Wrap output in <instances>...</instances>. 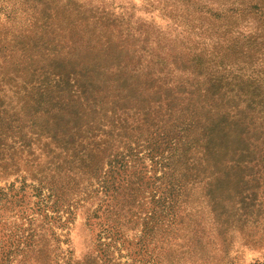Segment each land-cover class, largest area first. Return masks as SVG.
<instances>
[{
    "label": "trees",
    "instance_id": "1",
    "mask_svg": "<svg viewBox=\"0 0 264 264\" xmlns=\"http://www.w3.org/2000/svg\"><path fill=\"white\" fill-rule=\"evenodd\" d=\"M148 1L150 9L176 23L175 4L170 0ZM183 1L188 5L194 0ZM228 1V7L208 5L202 14L205 24L182 29L185 42L198 40L197 45L203 26L200 51L184 42L166 47L169 37L155 29L137 27L124 36L118 34V44H114L106 36L108 27L95 28L91 48L110 55L89 62L66 51L71 62L57 66L59 72L52 78L55 84L23 81L25 88L16 91L24 93L22 106L0 101V181L14 178L0 186V264H62L60 258L69 264L61 257L58 243L62 240L51 226L67 224L81 210L87 225L93 222L97 230L90 255L74 263L91 259L90 264H129L113 260L110 254L122 242V220L133 216L141 228L137 243L148 240L152 244L154 264H233L229 253L235 236L244 244L264 249V183L260 191L246 187L264 178V151L254 158L250 155L248 162L232 160L240 150L264 145V140H256L264 137V0ZM251 64L261 66L258 75L235 68ZM200 66L203 69L193 72ZM202 70L203 92L199 86ZM106 73L117 82L127 74L148 79L143 89L128 84L147 97L133 113L132 125L126 127L130 136L116 134L113 138L83 123L84 119L98 122V114L106 110V101L97 99L99 90L93 86ZM153 73L176 79L179 95L170 106L163 107L157 97L158 84L150 82ZM55 93L61 95L57 103L63 104L49 106ZM43 94L47 104L41 105ZM173 102L180 107L177 117L189 127L167 125L176 112ZM195 107L203 108L200 132L192 125L194 119L182 113ZM70 108L77 121L82 119L80 124L64 120ZM45 115L55 122L50 123ZM240 137L251 142L243 143ZM189 138L203 148L206 220L203 229L192 223L186 233V188L175 178L158 187L154 183L158 178L148 176L143 164L149 157L160 166L175 167L178 161L168 159L176 151L184 157L191 147ZM155 186L159 188L156 196L152 193ZM148 255L151 259V252ZM257 264H264V256Z\"/></svg>",
    "mask_w": 264,
    "mask_h": 264
},
{
    "label": "rangeland",
    "instance_id": "2",
    "mask_svg": "<svg viewBox=\"0 0 264 264\" xmlns=\"http://www.w3.org/2000/svg\"><path fill=\"white\" fill-rule=\"evenodd\" d=\"M170 1L171 4H175V24L164 18L157 10L150 9L148 0H0V101L4 105L22 106L25 98L24 93L16 91L19 87L25 88L23 81L37 79L38 81L43 80L47 84H55L52 78L55 79L59 72L57 66L65 61L71 62L69 53L65 54L66 51H72V57L75 59H84L89 62L91 60L101 61L110 55L108 51H102L97 47L91 48L93 45L91 38L95 28L105 29L108 27L107 30L110 33L106 36H109L110 42L112 41L114 44H118L116 39L118 34L124 36L126 32H133L137 27L149 31L155 29L160 36L169 37L166 47H179L184 42L188 47L195 46L196 51H200L203 48V26L199 31L202 34L199 39L200 43L197 45L198 40L185 42L182 35L185 37L187 35L182 33V29L187 30L190 26L197 27L199 24H205L206 20H203L202 14L208 5L228 7L229 3L227 0H194L190 1L188 5H183V0ZM101 35L104 36L105 33L103 32ZM99 55L102 56L99 58ZM238 67H244L246 71ZM235 68L239 72L244 71L253 76L261 72V66L258 67L256 64L237 65ZM200 69H203L202 66L193 72L200 71ZM175 74L178 75V73ZM199 75V86L203 92V70ZM99 77H101L100 83H95L93 86L99 90L97 99L106 101L104 104L106 110L98 114V122L84 119L83 123L87 122L91 128L109 134L113 138H116V134L119 136L129 134L128 136H130L132 132H130V128L126 130V127L132 125L133 113L143 106L139 102L143 101L144 104L147 97L143 91L128 84L133 82L136 85H141L143 89L147 87L148 79L144 75L134 77L127 74L123 77L124 81L117 82L118 80L108 73L100 74ZM150 79L151 83L158 84L157 97L161 99L162 106L165 107L166 104L170 106L174 97L179 95L175 84L176 79L172 75H158L157 73H153ZM191 80L193 85L196 77H191ZM168 81L170 82L168 83ZM169 86L174 87L171 89ZM258 89L255 92L259 94ZM89 94L86 92V96ZM60 98L59 93L53 94L48 105L63 104L61 101L57 103ZM39 100H42L41 105L46 103L44 94ZM172 108L176 112H172L167 125L170 127V124L174 123L189 127L190 124L185 119L177 117L180 107L176 102L172 103ZM68 112L69 116L64 120L69 119L74 124L82 122V119L77 121L73 117V108H70ZM182 113L184 116L194 119L192 125L197 132L203 130V108L195 107L187 111L184 110ZM168 117L169 115L163 116L164 119ZM44 118H48L47 115ZM195 119L198 120L195 122ZM48 121L55 122L50 118ZM240 139L243 143L251 142L245 137H240ZM256 140H264V137ZM188 141L191 142V147L184 157H181L176 151L177 154L175 153L168 159L169 162L178 161L175 167L170 169L160 166L158 163L156 164L155 159L149 160V157H145L143 164L148 176L158 178L153 179L158 187L167 185L175 178L183 185L184 189L186 188L187 195L184 203L186 214L183 216V227L186 233H189L192 223L198 224L197 226L203 229V223L206 220V217L203 216V148L200 142L195 143L191 138ZM183 144L185 145V142ZM263 146L256 144L246 150H240L237 157L232 160H237L240 163L248 162V159L251 158L250 155H254L252 156L254 158L258 153L264 151ZM195 150H200L198 154L202 157H197L198 154H195ZM245 152L246 154H244ZM54 173H50V176L52 177ZM13 179L10 176L8 180H1L0 186L7 184L8 181H13ZM260 183H264V178L259 183L248 182L246 187L253 189L259 187L260 191ZM158 191L159 188L153 187L154 196ZM178 199H181L180 196ZM83 211H78L65 225L56 222L51 226L62 240L58 243L62 249L61 257L66 259L69 264H83L74 262L86 260L87 255H90L92 251V244L95 242L97 227L93 222L92 226L87 225ZM65 215L62 214L66 217ZM133 219L134 216L130 220L128 217L122 220V242L111 248L113 252L110 255L113 260L121 263L154 264L157 262L155 250L152 244H148V240H143L140 242L142 245L139 246L140 243H137L139 241L136 238L140 235V222L138 219ZM232 247L229 258L233 264H257V262L263 261L264 249L244 244V240L238 236L233 239ZM150 252L151 259L148 255ZM60 259H58L60 263H66L65 260ZM90 261L91 259L85 264H90ZM91 264H96V262Z\"/></svg>",
    "mask_w": 264,
    "mask_h": 264
}]
</instances>
